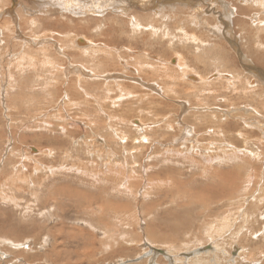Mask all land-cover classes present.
Listing matches in <instances>:
<instances>
[{"label": "rangeland", "instance_id": "rangeland-1", "mask_svg": "<svg viewBox=\"0 0 264 264\" xmlns=\"http://www.w3.org/2000/svg\"><path fill=\"white\" fill-rule=\"evenodd\" d=\"M17 1L0 0V264H264V79L242 61L264 73V6L129 5L140 30L115 8L43 27L47 0ZM201 125L197 147L176 140Z\"/></svg>", "mask_w": 264, "mask_h": 264}, {"label": "bare ground", "instance_id": "bare-ground-1", "mask_svg": "<svg viewBox=\"0 0 264 264\" xmlns=\"http://www.w3.org/2000/svg\"><path fill=\"white\" fill-rule=\"evenodd\" d=\"M37 2L38 1H41V0H36ZM159 0H47V3H45V4H43V6L44 7H46V8H43L44 9V13H43V15H44V17L45 16H47V18H46V20H45V22H44V25H43V27H45V25L46 24H49V23H51V22H47V20L48 21H52V19H53V17H55V16H61V17H63V15L64 14H68V13H70V14H74L75 16H77L76 14H75V10H76V8H79L80 7V9H78V10H76V13L78 14L79 13V11H81V13H83V14H86V13H92L93 15L95 14V13H100V14H103L105 17H108L109 18V20L110 21H112V22H114V19L112 18V15H110V16H108L109 14H108V12L107 11H109V10H114V9H112V8H115V9H120V11L121 12H119L120 14H121V16L122 17H129L130 19H131V21H130V23H131V25H132V27L133 28H136V29H142L143 27L141 26V24H140V21L138 20V18L137 17H135V16H133L132 14H133V12H132V10H130V6L129 5H132L133 6V4H136V5H140L142 8H144V9H146V8H149L150 6H152V11H154L155 13H157V15H160L161 13H158L157 12V8H161V6H159L158 5V7H155V5L157 6V4L160 2H158ZM194 0H184V2H188V3H194V4H196V7L197 6H200L201 5V2L202 1H204V0H199V2L196 0L195 2H193ZM241 1V0H240ZM13 2H14V4H12V8H11V11L13 10L14 11V9L18 6L17 4V0H13ZM44 2H46V1H44ZM218 2H220V1H218ZM242 2V1H241ZM154 3H156L155 5H154ZM250 3H253V5L252 6H250V7H254V6H256L257 8H259V9H261V6H264L263 5V3H264V1L263 0H243V2H242V4H250ZM38 4H41V3H38ZM109 4H111V6L112 7H110V8H107V6H109ZM17 5V6H16ZM42 5V4H41ZM223 5H225L227 8V11H229L230 13H227L226 12V14H227V16L226 17H231V18H233L232 16H233V13H234V16L236 15V13L238 12V11H233L232 9H234V8H228V5L227 4H223ZM229 5H230V3H229ZM21 6V5H20ZM48 6H50L51 8H55V10H52V9H49L48 8ZM25 7V6H24ZM38 7V6H37ZM74 7H76L75 9H74ZM155 7V8H154ZM194 7H195V5H194ZM193 7V8H194ZM195 7V8H196ZM31 8V7H30ZM39 8V7H38ZM223 8H225V7H223ZM32 9V8H31ZM34 9V8H33ZM41 9V8H40ZM39 9V10H40ZM164 9V8H163ZM225 9V10H226ZM9 11V10H8ZM13 11L10 13V14H12L13 13ZM115 11V10H114ZM160 11V10H159ZM240 12H241V10H239ZM7 12V11H6ZM194 12H199V14L198 15H200V17H203V11H202V9H198L197 11H194ZM225 12V11H224ZM36 13V12H35ZM8 14V13H7ZM37 14H38V11H37ZM52 14H54V16L52 17V19H48V17H50L51 18V16H52ZM107 14V15H106ZM34 15V14H33ZM13 16V15H12ZM13 17H15V16H13ZM133 17V18H132ZM192 17H193V15H192ZM244 17V16H243ZM194 18V17H193ZM245 18H247V17H245ZM264 18V17H263ZM20 19V18H19ZM121 20V19H120ZM227 20V19H226ZM225 20V21H226ZM251 20H253V21H258L259 22V25L262 23V21L260 20L259 21V18L257 17V15H253L252 17H251ZM19 21V20H18ZM58 21H60V20H55V24H57L58 25ZM106 21H108V20H106ZM194 21H196V19L194 18ZM193 21V22H194ZM229 21V20H228ZM227 21V22H228ZM264 21V20H263ZM123 22V21H122ZM197 22V21H196ZM201 22V21H200ZM195 23V22H194ZM230 23V22H229ZM36 24H40V22H39V20H37V19H31V22H30V25L31 26H33V27H35L36 26ZM127 24V23H126ZM197 24V23H196ZM16 25H17V23H16ZM41 25V24H40ZM220 25H221V23H220ZM227 25V24H226ZM19 26V25H18ZM17 26V27H18ZM220 27H222V25L220 26ZM250 27V26H249ZM79 28H81V29H83V28H89V25L87 26V27H79ZM79 28H77V29H79ZM100 28H101V26H100ZM224 28V27H223ZM77 29H74V30H77ZM81 29H80V31H81ZM97 29V28H96ZM254 29V28H253ZM153 30H155V29H153ZM217 30H219V28H217ZM220 30H221V28H220ZM20 31V30H19ZM80 31H79V33H80ZM57 31H52L51 32V34H55ZM153 32V31H152ZM218 32V31H217ZM233 32V31H232ZM256 32V31H255ZM76 33H77V31H76ZM157 34V33H156ZM1 35V34H0ZM19 35V34H18ZM227 35V34H226ZM254 35V34H253ZM252 35V36H253ZM20 36V35H19ZM229 36V35H228ZM235 36V35H234ZM255 36H256V33H255ZM235 37H237V36H235ZM227 38V37H226ZM230 38H231V36H230ZM196 39V38H195ZM225 39V38H224ZM17 40H19V39H17ZM47 40V39H46ZM45 40V41H46ZM77 40V39H76ZM75 40V41H76ZM257 40V39H256ZM24 41V40H23ZM28 41H31V40H28ZM28 41H26V43H33L32 41L31 42H28ZM37 41V40H36ZM39 41V40H38ZM80 41H82V42H85V44L84 45H81V44H79V42ZM193 41H196V40H193ZM258 41V40H257ZM25 42V41H24ZM47 43V42H46ZM234 43H236V42H234ZM38 44V43H37ZM39 44H41V43H39ZM42 44H43V42H42ZM45 44V43H44ZM238 44V43H237ZM76 46L79 48V49H81L82 51H83V53L86 55H92V54H96V55H101V54H105V55H110L109 53H106L105 51L106 50H108V49H111L108 45H106V44H99V45H97V44H94V42H92V41H88V40H86V39H80V40H78L77 42H76ZM75 46V47H76ZM74 48V47H73ZM238 48H240V47H238ZM251 48V47H250ZM6 49V48H5ZM235 49V48H234ZM57 50H58V48H57ZM112 50H114V51H116V49L115 48H112ZM1 51V50H0ZM43 52V51H42ZM251 52H252V50H251ZM240 55H242L241 53H239ZM60 55V54H59ZM23 57H25V56H23ZM92 57H94L93 55H92ZM117 58V57H116ZM116 58H115V60H116ZM242 58H243V63L245 64V65H247L246 67H248L247 68V70L250 72V74L252 75H257V77L258 76H260L259 78H262V80L264 79V73L263 72H261L259 69H258V67L256 68L255 66H254V64L252 65L251 63H250V61L249 60H247L244 56H242ZM29 59V58H28ZM118 59H121L120 57L118 58ZM183 59L181 58V57H177L176 59H175V61H176V65H175V67L178 69H180V73L182 74V76L184 77V78H186L187 77V75H188V72L189 71H187V70H185V65L183 64V61H182ZM121 61V60H120ZM160 61V60H159ZM123 62V61H122ZM29 63V62H28ZM3 64V63H2ZM126 65V64H125ZM188 65V64H187ZM25 66V65H24ZM32 66V65H31ZM72 66V65H71ZM145 66V65H144ZM130 67V66H129ZM128 67V68H129ZM153 67V66H152ZM21 68V67H20ZM245 68V67H244ZM71 69V68H70ZM76 69V68H75ZM74 69V66H72V70H75ZM78 69H80V67H78ZM78 69H77V71H78ZM126 69V68H125ZM129 70H130V68H129ZM169 70V69H168ZM36 71V70H35ZM76 71V70H75ZM92 72V71H91ZM125 72V71H124ZM166 72H167V70H166ZM15 73V72H14ZM18 73V72H17ZM62 73V72H61ZM137 73L138 74H142L143 72L141 71V70H137ZM153 73L155 74L156 73V71H153ZM39 74V73H38ZM77 74H80V75H82V76H85V78L87 77V76H89L91 73L90 72H85L84 71V68L82 69H80V72H77ZM87 74H89V75H87ZM217 74V73H216ZM11 75V74H10ZM87 75V76H86ZM145 75H147V74H145ZM213 75V74H212ZM220 75V74H219ZM229 75V74H228ZM124 76V75H123ZM123 76H116V77H114V75H113V78H115V80L117 81V79H120V80H122L123 79ZM196 76V75H195ZM92 77H100V76H92ZM102 77V76H101ZM110 77H112V76H110ZM189 77V76H188ZM211 77V76H210ZM228 77V76H227ZM30 78V77H29ZM112 78V79H113ZM190 78V77H189ZM193 78L194 79H197V80H199L200 81V83H202V84H205V82H207V79H204V78H202V77H194L193 76ZM111 79V78H110ZM201 79V80H200ZM209 79V78H208ZM212 79V78H211ZM80 80V79H79ZM114 80V81H115ZM113 81V80H112ZM193 81V80H192ZM108 82V81H107ZM196 82V81H195ZM252 82V81H251ZM250 82V83H251ZM254 82V81H253ZM153 83L156 85V84H160V83H158V82H156V80L155 79H153ZM116 84V83H115ZM139 84V83H138ZM163 84V83H162ZM166 84V83H165ZM230 84V83H229ZM228 84V85H229ZM252 85L253 84H255V82L254 83H251ZM111 85V84H110ZM122 85H123V89L124 88H127V87H125V84H123L122 83ZM232 85V84H231ZM2 86V85H1ZM4 86V85H3ZM144 86V85H143ZM152 86V85H151ZM150 86V88H152ZM157 86V85H156ZM230 86V85H229ZM120 87V86H119ZM122 87V86H121ZM251 87V86H250ZM150 88H148L149 90H150ZM120 89H122V88H120ZM157 90V89H156ZM155 90V91H156ZM152 91H153V89H152ZM168 90H166L165 91V89L163 88V92H165V94L164 95H167V93H169V91L167 92ZM252 91V90H251ZM155 93V92H154ZM161 93V95L163 96V93L162 92H160ZM109 94H110V92H109ZM158 94V93H157ZM122 95V94H121ZM110 96V95H109ZM168 96V95H167ZM122 97H123V95H122ZM99 98V97H98ZM124 98V97H123ZM140 99H142L141 97L139 98V100ZM220 99V98H219ZM117 101V100H116ZM217 102V101H216ZM9 104H10V102H9ZM159 107H160V109H159ZM159 107H156V109H159V111H158V113L159 112H163L164 113V116L166 115L165 114V111L163 110V106H159ZM100 108L102 109L103 107H101L100 106ZM211 109H213V108H211ZM217 109V111L218 110H220V109H218V108H216ZM242 109H244V108H242ZM241 109V110H242ZM254 109V108H253ZM183 110V109H182ZM245 110H248V111H246V112H249V111H252V110H249V109H244V111ZM222 111V110H221ZM224 113L223 114H225L226 113V111H223ZM255 112V111H254ZM222 113V112H221ZM256 113H258V112H256ZM228 114V113H227ZM226 115V114H225ZM211 117L213 118V119H215L216 120V118L217 119H219L220 117H218L217 115H211ZM225 117V116H224ZM223 118V117H222ZM223 120V119H222ZM241 120H242V118H241ZM243 121V120H242ZM138 122V121H137ZM180 122V121H179ZM246 122V121H245ZM170 123H173V122H170ZM176 123V122H175ZM178 124V123H177ZM181 124V123H180ZM215 124V123H214ZM224 124V123H223ZM133 125L134 126H136V127H139L140 126V124L139 123H137V125H136V123H133ZM139 125V126H138ZM222 125V124H221ZM194 126H196V125H194ZM192 127V128H189V127H187L188 129H189V131L187 130V129H185V130H187V131H185V134L184 135H188L189 137H191V139H189L188 141L187 140H185V137L186 136H183L182 138L181 137H178V136H176L174 133H172L171 135L168 133V131H167V129L166 130H164V129H162V131L164 132V135L168 138V137H172V140H171V142L172 141H174L177 137V139L176 140H179V139H182V140H184L183 141V143L185 142H191V144L190 145H194L195 147H197L198 146V144H197V138H198V136L199 135H203V133H201L200 131H203L204 129H206L207 128V125H206V127L205 128H203V125H201V126H197V127ZM249 126V128H250V126L251 125H248ZM92 128H91V130H95L96 131V126L94 125V126H91ZM142 128V127H141ZM145 128V127H144ZM171 129H172V131H174V124L172 125V127H170ZM201 128V129H200ZM218 128V131L216 130ZM170 129V130H171ZM209 129V128H208ZM206 130V131H209V130ZM260 129V128H259ZM66 130H68V128L66 129ZM110 130V129H109ZM111 130H112V128H111ZM169 130V131H170ZM70 131V130H69ZM118 131L119 130H116V129H113V131L112 132H114V135L116 136V137H118V135H119V133H118ZM139 131V130H138ZM142 131V129L140 130V132ZM209 132H214V133H217L218 135L220 134V126H218L217 124H215V126H213L212 127V130L211 131H209ZM69 133V132H68ZM143 133V132H142ZM94 134V133H93ZM161 134V133H160ZM59 135V134H58ZM187 136V137H188ZM122 138H123V140H122ZM163 138V140L165 139L164 137H162ZM122 140V142L120 141V143L121 144H124V139H125V137H123V136H120V138H119V140ZM142 139H143V141L145 142V141H147V138L146 137H142ZM54 143V142H53ZM184 143V144H185ZM245 144V143H244ZM163 145V144H162ZM173 145V144H172ZM226 145V144H225ZM213 146V145H212ZM227 146H228V144H227ZM184 148H186L187 149V145L185 144V146H183ZM211 147V146H210ZM230 147V146H229ZM55 150V149H54ZM190 151H192V150H194L193 148H191V149H189ZM188 150V151H189ZM189 151V152H190ZM201 151H202V149H201ZM194 152V151H193ZM197 152V151H196ZM93 153V152H92ZM172 155H174V154H172ZM193 155V154H192ZM180 156V155H179ZM196 156V155H195ZM183 157V156H182ZM33 163V162H32ZM219 165V164H218ZM101 166V165H100ZM180 166V165H179ZM105 174V173H104ZM218 184L220 185V181H218ZM167 186V185H166ZM108 206V205H107ZM106 210V209H105ZM151 233V232H150ZM212 249L211 251H213V249H216V247H214V246H210V247H205V248H202V249H199V250H197V251H194V252H191V253H184V254H182L184 257H187V259L188 260H190L192 257H197V256H199L200 254H202V253H206V252H209L210 253V249ZM235 248V247H234ZM155 249V248H154ZM161 250V249H160ZM154 252V251H153ZM157 252V253H156ZM157 254H163V255H165V256H167V258H172V256L168 253V252H164V251H156L155 250V255H157ZM153 256V254L151 255V257ZM174 257V256H173ZM177 258V257H176ZM175 259V258H174ZM235 259V258H234ZM243 259V258H242ZM156 263V262H155ZM152 264V263H151Z\"/></svg>", "mask_w": 264, "mask_h": 264}]
</instances>
